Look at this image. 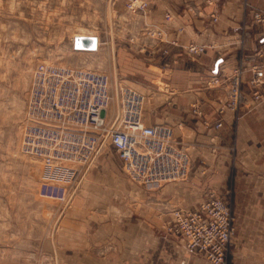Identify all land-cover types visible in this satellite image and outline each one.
Returning <instances> with one entry per match:
<instances>
[{
  "label": "crops",
  "instance_id": "crops-1",
  "mask_svg": "<svg viewBox=\"0 0 264 264\" xmlns=\"http://www.w3.org/2000/svg\"><path fill=\"white\" fill-rule=\"evenodd\" d=\"M147 1L146 24L161 28L163 37L178 44L149 38L154 42L137 48L159 70L150 79L169 88L135 84L147 98L145 123L172 126L187 146L194 161L191 179L156 189L130 180L125 196H118L110 191L114 170L105 166L92 171L91 182L76 208L63 216L61 227L39 243L31 241L29 262L211 264L169 231L166 221L175 206L194 207L197 194L203 199L215 192L229 193L237 217L230 264H264V103L247 109L249 101L235 111L227 87L214 82L242 61L250 66L248 51L264 45V23L253 22L256 12L264 14V0ZM190 42L208 48L193 57L183 48ZM165 48L169 53H163ZM195 107L201 114L194 113ZM219 120L222 126L216 127ZM102 172L114 178L105 182Z\"/></svg>",
  "mask_w": 264,
  "mask_h": 264
},
{
  "label": "built area",
  "instance_id": "built-area-1",
  "mask_svg": "<svg viewBox=\"0 0 264 264\" xmlns=\"http://www.w3.org/2000/svg\"><path fill=\"white\" fill-rule=\"evenodd\" d=\"M131 11L145 12L147 0L128 3ZM170 19V15L166 16ZM257 22L264 14L256 12ZM214 21L216 17L213 16ZM158 42L177 45L163 37V31H149ZM157 32V33H154ZM206 44L183 45L187 54L197 57ZM163 53H169L167 48ZM231 74L215 78L227 87L229 106L235 111L264 103V45L256 48ZM119 112L108 119L112 89L104 73L80 67L43 65L33 76L28 100V123L23 134V150L37 157L43 166L42 195L70 206L86 173L103 150L112 148L129 178L147 188L185 180L194 168L184 142L167 124L145 123L146 97L129 85H120ZM194 113L201 114L195 107ZM219 120L216 127H221ZM169 230L182 238L186 247L212 264H229L237 218L230 203L210 194L192 209L174 208Z\"/></svg>",
  "mask_w": 264,
  "mask_h": 264
},
{
  "label": "rangeland",
  "instance_id": "rangeland-1",
  "mask_svg": "<svg viewBox=\"0 0 264 264\" xmlns=\"http://www.w3.org/2000/svg\"><path fill=\"white\" fill-rule=\"evenodd\" d=\"M131 1L0 0V264H31L28 254L31 241L39 243L47 234L61 227L63 216L76 208L82 189L84 192L86 184L91 182L92 171H103L101 168L105 166V170H114L115 176L103 172L100 175L105 177V182L115 177V186L110 191L125 196V182L131 179L125 173L118 154L107 147L84 176L86 178L73 202L70 206H63L58 200L42 195V163L26 153L22 143L29 120L30 88L34 72L40 66H72L108 74L114 97L107 112L108 119L119 112V85H129L139 92L135 81L147 85L153 83L161 89L169 88L158 79H150V74L159 70L145 60L143 51L137 50L141 49V45L154 42L149 38L156 39L157 35L151 37L153 34L149 31L159 28L146 24L149 20L148 8L145 12L131 11L127 6ZM253 19L256 24L264 23ZM78 35L97 36V50L75 49L74 38ZM256 48H250V55ZM192 173L185 180L161 186L185 183L191 179ZM210 194L224 198L232 206L229 193L223 196L211 192L203 199L199 193L193 199L200 203ZM186 206L177 205L174 208L192 209L197 205ZM173 209L169 211L167 228ZM235 235L236 232L231 254ZM230 261L231 255L229 264Z\"/></svg>",
  "mask_w": 264,
  "mask_h": 264
},
{
  "label": "water",
  "instance_id": "water-1",
  "mask_svg": "<svg viewBox=\"0 0 264 264\" xmlns=\"http://www.w3.org/2000/svg\"><path fill=\"white\" fill-rule=\"evenodd\" d=\"M98 37L92 35H78L74 40V47L77 50L94 51L98 48Z\"/></svg>",
  "mask_w": 264,
  "mask_h": 264
},
{
  "label": "bare ground",
  "instance_id": "bare-ground-1",
  "mask_svg": "<svg viewBox=\"0 0 264 264\" xmlns=\"http://www.w3.org/2000/svg\"><path fill=\"white\" fill-rule=\"evenodd\" d=\"M94 36V35H93ZM75 39V38H74ZM58 66H60V65H58ZM66 67H70V68H74V67H72V66H66ZM85 69V68H84ZM89 70H91V69H89ZM94 71H96V70H94ZM97 72H99V73H104V74H106L105 72H100V71H97ZM106 75H108V74H106ZM109 76V75H108ZM110 78V77H109ZM110 84H111V80H110ZM121 85H124V84H121ZM119 87H120V85H119ZM111 89H112V97H113V87H112V85H111ZM143 94V93H142ZM145 95V94H144ZM146 97V96H145ZM114 98V97H113ZM113 98H112V100H113ZM117 99H118V103H119V109H120V105H121V97H119V88H118V96H117ZM112 100H111V103H112ZM145 103H146V101H145ZM110 108V107H109ZM109 110V109H108ZM117 114V113H116ZM115 114V115H116Z\"/></svg>",
  "mask_w": 264,
  "mask_h": 264
}]
</instances>
